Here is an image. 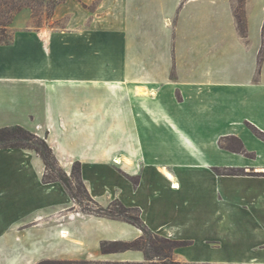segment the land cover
<instances>
[{"label": "crops", "instance_id": "obj_1", "mask_svg": "<svg viewBox=\"0 0 264 264\" xmlns=\"http://www.w3.org/2000/svg\"><path fill=\"white\" fill-rule=\"evenodd\" d=\"M119 3L120 27L89 13L64 30L34 29L28 10L14 15L0 44V128L27 124L67 175L80 163L98 205L119 201L154 234L186 242L177 261L264 264V142L253 133H264V0L246 1L245 38L230 0ZM233 138L251 158L224 147ZM44 174L35 152L0 150V264L96 257L102 242L141 236L121 220L74 215Z\"/></svg>", "mask_w": 264, "mask_h": 264}, {"label": "rangeland", "instance_id": "obj_2", "mask_svg": "<svg viewBox=\"0 0 264 264\" xmlns=\"http://www.w3.org/2000/svg\"><path fill=\"white\" fill-rule=\"evenodd\" d=\"M233 1H234L233 4L235 8H239L240 3L238 2V0H233ZM49 4L50 3L47 0L40 2L39 5H36L35 12L34 11L32 12L28 8L22 9V10H28V12H30L31 14L32 20L29 24L30 27L34 29L38 27H47L52 30H64V28L66 27L65 22L67 21L70 15L76 18L78 20V23H80V21L82 20L81 18L85 17V15L89 13H92V14L96 13L97 15H100V17H103L102 25L105 26L106 28L113 27V26L120 27L123 25L124 19H123L121 4L119 3V0H86V1L84 0H62L60 3H57V5H55L54 8L50 7ZM23 12H21L18 15L19 22L20 21L22 22L24 20L22 18V14H24ZM89 18L90 20L97 19L96 16H90ZM87 21L85 20L86 23ZM138 53L141 54L142 52L138 51L137 55H139ZM158 53H161V52H158ZM136 69H137L138 78L143 79L142 74L144 73L143 70L145 68L142 66H139ZM157 69H160V68L158 67ZM168 69H169L170 78L174 79L177 68L170 67ZM20 116L21 114H18V117ZM24 125L27 126V124H23V126L22 125L20 126L27 129V127ZM28 125L30 126V124ZM253 133L254 135L257 136L255 132ZM225 145L226 146L224 147H227L228 149L235 151V152H239V151L241 152L243 151V149H245L243 145H241V143L236 138H233L227 141ZM246 156L250 158L252 157V155H249V154H246ZM77 163L80 164L79 162L72 163L70 175H67L65 173L68 177H71L73 168L75 167V164ZM248 171L252 172L253 169H250ZM223 173H226L228 175H238L241 173L243 174L244 172L243 170H239V169L237 170L227 169V170H224ZM56 174L57 172L55 170L54 172H50V171L47 172L48 177H54ZM71 190H72V194L76 198V200H73L74 215L79 212L88 214V215H93V214H89L88 211H94V212L99 211L93 202L85 199L82 193V189L79 186L78 179L72 178ZM110 204L107 207H105L106 211L104 212V215L106 214L108 218L112 217V218H116L122 221V220L132 219L136 215V213L134 212H129V213H126L123 217L119 213V208H117L116 205L112 206ZM242 233H244V229H243V232L239 231L238 234L234 236V238L236 240H240L242 238L246 239L247 237H245L244 234ZM235 244H233V246ZM107 248L111 250L113 246H107ZM139 248L141 250H132V251H139L142 253L143 259L141 261L116 260L114 259V256H115L114 254L120 253V252L102 254L100 247H99L100 254H98L99 256H96V257L92 256L91 251H85V252L83 251L82 253H73V257L71 258L39 260L37 261L36 264H186V263L189 264L190 263V262L177 261L176 259H174L172 255H170V258H165V256L169 253L168 245L160 237H156L152 234L142 237V239L139 241ZM77 255H81L82 257H77ZM195 264H200V263H195Z\"/></svg>", "mask_w": 264, "mask_h": 264}, {"label": "trees", "instance_id": "obj_3", "mask_svg": "<svg viewBox=\"0 0 264 264\" xmlns=\"http://www.w3.org/2000/svg\"><path fill=\"white\" fill-rule=\"evenodd\" d=\"M45 0H0V44H9L10 43V34L9 27L11 25L12 19L16 13H18L23 8H28L32 12H35L36 5H39L40 2ZM49 1L50 7L54 8L57 3H60L62 0H47ZM247 0H238L240 3L239 8H235L233 4V0H230L232 14L235 22V26L238 30V33L242 38H245L247 35V20H246V11L245 5ZM262 35L264 36V22L262 25ZM253 132L257 134V136L264 141V134L258 132L256 129H253ZM1 149H24L35 152L44 165L45 174L43 176V181L46 183L49 182H60L66 191L70 194L73 200H76L71 190V180L72 178L78 179L79 186L82 189V193L86 200L91 201L95 204L99 211H88L89 214H93L98 217H106L104 212L106 208L98 205L87 193L83 184L80 181V164H75V169L71 173V177H68L65 172L58 166L57 160L54 157V154L46 143L44 138L38 137L34 133L26 130L25 128L14 125L9 127L0 128V150ZM57 170H56V169ZM57 172L54 177H48L47 172ZM110 205H116L119 208V213L124 217L126 213L134 212L136 213L135 217L128 220H122L126 223H129L139 229L142 235L131 242H122V241H114V242H102L100 244V250L102 254L106 253H116V252H124L129 250H141L139 248V241L143 236L154 235L156 237H160L167 245L169 249V253L165 256V258H170L172 252L175 248L185 246L186 242H178L169 240L167 238L158 236L151 232L143 221L140 218L139 211L135 208H128L121 204L119 201H113ZM110 217V216H109ZM110 219H115L110 217ZM107 246H113L110 250ZM187 264V263H186ZM195 264V263H189ZM200 264H212V263H200Z\"/></svg>", "mask_w": 264, "mask_h": 264}, {"label": "bare ground", "instance_id": "obj_4", "mask_svg": "<svg viewBox=\"0 0 264 264\" xmlns=\"http://www.w3.org/2000/svg\"><path fill=\"white\" fill-rule=\"evenodd\" d=\"M176 187V186H175Z\"/></svg>", "mask_w": 264, "mask_h": 264}]
</instances>
